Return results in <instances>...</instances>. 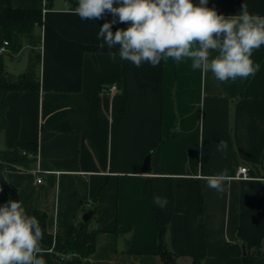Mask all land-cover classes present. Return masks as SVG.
Returning a JSON list of instances; mask_svg holds the SVG:
<instances>
[{
    "label": "crops",
    "instance_id": "1",
    "mask_svg": "<svg viewBox=\"0 0 264 264\" xmlns=\"http://www.w3.org/2000/svg\"><path fill=\"white\" fill-rule=\"evenodd\" d=\"M65 1L0 0V8L42 11L39 88L5 95L0 149L37 143L31 168L2 172L16 190L11 200L29 215L43 211L54 236L96 201L89 225L98 233L88 264H160L159 223L177 264H191L205 243L201 264H243L244 256L248 264H264V47L252 57L260 65L256 75L235 82L193 70L190 60L136 67L119 57L118 46H98L99 28L118 17L106 12L81 20L72 11L77 0ZM242 5L264 16V0H208L207 6L227 17ZM128 26L117 22L112 31ZM8 59L6 70L19 74ZM110 83L117 91L102 92ZM221 140L226 155L217 151ZM239 166L251 179L236 177ZM225 168L232 180L221 194L203 177ZM157 195L168 200L163 209L153 202ZM42 247L46 264H78L72 252L62 257Z\"/></svg>",
    "mask_w": 264,
    "mask_h": 264
},
{
    "label": "clouds",
    "instance_id": "2",
    "mask_svg": "<svg viewBox=\"0 0 264 264\" xmlns=\"http://www.w3.org/2000/svg\"><path fill=\"white\" fill-rule=\"evenodd\" d=\"M207 5L208 0H77L72 11L81 20H98L106 12L118 17L99 28L97 39L103 42L98 46H118L119 57L136 67L190 60L193 70L211 72L221 83L254 77L260 65L252 57L264 47V16L242 5L240 14L226 17ZM117 22L129 26L113 32ZM227 148L224 140L217 145L225 155ZM203 179L222 194L232 177L225 168ZM153 202L163 209L168 200L157 195ZM43 235L39 220L20 200L0 206V264H46Z\"/></svg>",
    "mask_w": 264,
    "mask_h": 264
},
{
    "label": "trees",
    "instance_id": "3",
    "mask_svg": "<svg viewBox=\"0 0 264 264\" xmlns=\"http://www.w3.org/2000/svg\"><path fill=\"white\" fill-rule=\"evenodd\" d=\"M69 1V0H68ZM49 2V0H46ZM41 8L37 7H4L0 8V44L6 40L9 43V50L6 52L10 56L17 53L23 41L26 44L36 46L40 42V34L35 35V28L40 27L42 23ZM13 53H12V52ZM10 52V53H9ZM5 54H0V136L5 128V95L8 91H25L36 90L39 88V79L37 75V65L40 62V54L29 55L28 65L25 71L17 75H12L6 70ZM123 112V109H122ZM32 156L22 153V149L14 147L11 149H0V206L5 202L13 199L16 190L5 181L2 172L6 169L17 170L29 169L35 163V155L37 153V143L30 142L26 144L25 149ZM202 199L199 197L198 214L202 217ZM92 210L91 216L83 221L71 222L63 235H52L46 229V214L41 210H33L40 222V226L44 232L42 244L52 246L55 254L75 253L76 256L70 260L78 264H88L86 259L94 250L95 238L98 233L97 228L89 225L91 218L98 211V204L95 201L91 207L85 209L84 212ZM157 255L160 264H177V255L168 249L164 240L165 229L160 223L157 232ZM240 237L241 235L238 234ZM54 246H53V245ZM207 243L203 246L201 253L192 257L191 264H201L202 259L206 255ZM244 256L243 264H248Z\"/></svg>",
    "mask_w": 264,
    "mask_h": 264
},
{
    "label": "built area",
    "instance_id": "4",
    "mask_svg": "<svg viewBox=\"0 0 264 264\" xmlns=\"http://www.w3.org/2000/svg\"><path fill=\"white\" fill-rule=\"evenodd\" d=\"M8 50H9V43H8V41L4 40L0 44V54H6V52H8ZM101 86H102V87H100L101 91L105 92V93L117 91V85L115 83L102 84ZM22 153L27 154L28 156H32V157L34 156L30 153H27L26 150H22ZM35 158H36V155H35ZM235 175H236V177L241 178V179H249L250 178V175L248 173V168L246 166H239L236 170ZM36 182H38V183L41 182V176L40 175L38 177H36ZM50 250H52V246H50ZM59 255L63 257V256H66L67 254H59ZM73 255L76 256L75 253H73Z\"/></svg>",
    "mask_w": 264,
    "mask_h": 264
},
{
    "label": "rangeland",
    "instance_id": "5",
    "mask_svg": "<svg viewBox=\"0 0 264 264\" xmlns=\"http://www.w3.org/2000/svg\"><path fill=\"white\" fill-rule=\"evenodd\" d=\"M49 1H51V0H49ZM37 29L38 28L36 27L35 28V35L36 36L39 34L38 31H37ZM27 45L28 44H26V41H23L22 44H21V47H20L19 51L17 53H14L13 56H10L8 53L3 56V58H4V60L6 62L7 61H10L8 58H10V59L12 58V60H14L12 62V71H11L12 73H17V72H20V70L22 71V68L24 69V66L26 64L27 55H34L35 56V55H37L39 53L38 52L39 51L38 46H36L32 50H30Z\"/></svg>",
    "mask_w": 264,
    "mask_h": 264
},
{
    "label": "water",
    "instance_id": "6",
    "mask_svg": "<svg viewBox=\"0 0 264 264\" xmlns=\"http://www.w3.org/2000/svg\"><path fill=\"white\" fill-rule=\"evenodd\" d=\"M149 158H150V155H147L146 157H145V159H144V165H143V168H142V170L144 171V172H147V171H149ZM91 214H92V210H88V211H86V212H84L83 214H82V216H81V219L83 220V221H86L90 216H91Z\"/></svg>",
    "mask_w": 264,
    "mask_h": 264
}]
</instances>
